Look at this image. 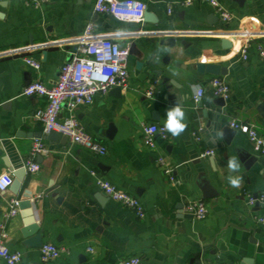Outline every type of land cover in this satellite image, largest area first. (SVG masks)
I'll return each mask as SVG.
<instances>
[{"label": "crops", "instance_id": "0c3cea01", "mask_svg": "<svg viewBox=\"0 0 264 264\" xmlns=\"http://www.w3.org/2000/svg\"><path fill=\"white\" fill-rule=\"evenodd\" d=\"M140 1L151 18L132 23L97 13L95 0H51L40 7L23 0H0V54L18 50L0 55V172L13 173L9 166L18 170L31 162L40 164L38 171L26 169L19 190L14 188V175L11 186L0 191V231L5 228L8 246L22 252L18 264H122L131 256L149 264H240L236 254L240 236L250 235L242 227L252 226L258 235L264 234V224L258 221L264 217V204L247 202L248 192H264V154L254 149L246 134L230 126L232 120L244 122L264 134V55L259 48H264V0H218L231 12L230 22L221 21L207 0H193L187 6L176 0ZM88 22L94 23L97 33L130 46L134 43L141 51L130 54L128 86L120 93L113 87L98 94L91 105L70 110L64 103L60 110L61 118L74 115L107 147L104 155L68 139L64 143L49 139L34 117L47 98L22 93L34 80L46 85L57 81ZM169 37L176 39L172 47L167 45ZM223 39L231 46L224 47ZM27 56L38 60L40 68L29 66ZM139 60L146 66L137 68ZM198 62L228 68L220 75L227 80L230 95L219 130H236L230 143L221 133L214 137L207 126L218 96L208 85L215 75L198 72L194 68ZM165 77L170 78L169 88L163 84ZM202 87L204 94L196 102L194 95ZM178 96L189 120L185 130L179 136L168 132L167 138L156 134L154 146L145 144L144 126L165 124L171 101ZM154 111L158 119L153 118ZM36 139L45 144L46 152L32 154ZM206 150L213 153L203 155ZM253 155L256 160L247 165ZM233 158L238 170L228 167ZM92 171L139 197L145 215L137 216L106 195ZM230 178H238L239 186H233ZM205 180L219 197H202L200 185ZM13 197L30 200L32 207L19 206L17 214L7 217ZM196 199L206 202L203 219L189 218L184 210ZM28 210L43 230V244L65 246L68 254L42 262L39 248L23 244ZM254 260L264 264V253ZM0 264L6 263L0 260Z\"/></svg>", "mask_w": 264, "mask_h": 264}, {"label": "built area", "instance_id": "2783aa9c", "mask_svg": "<svg viewBox=\"0 0 264 264\" xmlns=\"http://www.w3.org/2000/svg\"><path fill=\"white\" fill-rule=\"evenodd\" d=\"M25 4L40 7L51 0H23ZM218 13L221 21L230 22L233 18L229 12L218 0H207ZM177 4L187 6L193 3V0H176ZM173 6L168 8L172 12ZM94 10L97 13L115 18L118 21L139 23L144 21L146 4L140 0H95ZM57 43V42H56ZM75 43L77 48L72 59L64 63L59 71L57 81L53 85H46L41 80H34L28 83L22 93L26 96L40 95L47 98V104L39 108L34 113V117L43 124V131L49 133L56 131L64 135L70 142L85 147L91 152L104 155L107 147L96 140L94 136L87 131L74 115L67 118L60 117V110L65 103L70 110H74L79 105H91L100 93H107L113 87L122 89L128 86L129 82V56L130 45L121 43L117 39L99 34L95 30L93 22H88L82 33L78 36ZM260 48V53L264 55V48ZM18 53V50L9 49L2 52L1 56H10ZM241 57L247 58V46L243 48ZM25 62L35 68H40V62L32 57H24ZM213 94L228 98L230 95V86L227 80L220 76H213L209 83ZM205 88H199L194 95V100L199 101ZM148 94H152L149 91ZM230 126L248 136L253 142L254 149L264 154V134L260 133L256 126L232 120ZM162 138L168 137V131L164 124H147L143 128V141L149 146L155 145V135ZM45 144L36 139L32 147V154L46 152ZM213 150H206L205 154H212ZM160 159V163H163ZM30 172L40 169V164L31 162L26 166ZM171 173V169H166ZM96 176L98 187L110 198L131 208L137 216L145 215V208L139 197L127 191L119 189L116 185L95 171L91 172ZM14 180V174L10 171L0 172V191H6ZM247 202L250 205L257 203L264 204V192L258 194L247 193ZM19 198H11L9 201V210L6 214L11 217L19 211ZM184 210L194 216L196 219H203L207 215L206 202L202 199L190 200L184 205ZM264 224V217L258 219ZM8 232L5 228L0 231V260L6 264H18L21 262L23 254L21 251L11 249L6 243ZM91 249V248H90ZM92 250V249H91ZM69 249L65 246H58L54 243H44L39 248L40 259L42 262H48L64 254H68ZM122 264H149L139 256H131L125 259Z\"/></svg>", "mask_w": 264, "mask_h": 264}, {"label": "water", "instance_id": "95a60500", "mask_svg": "<svg viewBox=\"0 0 264 264\" xmlns=\"http://www.w3.org/2000/svg\"><path fill=\"white\" fill-rule=\"evenodd\" d=\"M239 2H241V0H238ZM151 18V14L148 13L147 11H145L144 13V20H149ZM176 42V39L174 37H169L167 40V45L168 46H174ZM165 43L164 40L160 41V45H163ZM222 45L224 47H229L231 46V42L229 40L223 39L222 41ZM141 51L137 50L135 47V44L132 43L130 46V54H140ZM143 66H146L144 61L139 60L137 62V68L141 69ZM194 68L200 72V73H209L212 75H225L228 72V68L226 66H222L221 64L218 63H212V62H198L194 65ZM170 78H163V84L166 85V87H170ZM116 92L120 93L121 92V88L120 87H116ZM170 93H172L171 90H169ZM229 102L228 98H224L221 96H218L215 100L214 103L216 105V109L214 112H212L211 117L209 118V121L207 123L208 127H211V129L213 130V136H217L219 135V133H221L226 141V143H230L236 130L231 129V128H223L222 130H219V125H220V121L219 118L221 116V114L226 111L224 110L227 106ZM181 106V101H180V97L178 96V99L176 100H172L171 101V105L173 107L177 106V105ZM198 105H200V102H198ZM204 116H210L209 112H203ZM153 118L154 119H158V112L154 111L153 112ZM188 118L185 116L184 119L181 121L184 124L188 123ZM48 138L55 140V141H59L61 143H64L67 138L62 135L59 132L56 131H50L48 133ZM40 137H42V134H40ZM44 137V136H43ZM256 160V156H252L250 158V160L248 161L247 165H249L252 161ZM196 162H199V160H197ZM9 168L11 170H13V173L16 177V179L14 180V188H17L18 190L20 189L21 183L24 179V174L26 172V168L25 167H19L18 170H14L12 166H9ZM200 189L202 191V197L204 199H216L217 197H219V193L212 190L208 181H204L201 185H200ZM257 206L260 205L259 203L256 204ZM19 206L21 208H28V207H32V203L30 200L25 199V200H21L19 203ZM27 214V219L25 221V228L22 230V233L24 235V241L23 244L26 247H30V248H40L43 244V230L41 228H39L36 224H35V218L34 216H31L30 211H26ZM189 218H193L192 214H188ZM242 230H244L245 232H249L250 235L248 236V238L245 236V234L240 236V246L237 249V255H240V264H254V259H260L261 256L264 253V234L263 235H258L257 229L255 227H242ZM242 251V252H240ZM244 256H241L243 255ZM253 258L252 260H249ZM235 262H231V264H234Z\"/></svg>", "mask_w": 264, "mask_h": 264}, {"label": "clouds", "instance_id": "9594fccd", "mask_svg": "<svg viewBox=\"0 0 264 264\" xmlns=\"http://www.w3.org/2000/svg\"><path fill=\"white\" fill-rule=\"evenodd\" d=\"M184 117L185 112L179 104L171 109H168L164 124L165 129L170 132L173 136H179L185 130V124L181 122ZM228 167L232 170H238L239 164L233 158L229 160ZM230 183L233 186H239V179L230 178Z\"/></svg>", "mask_w": 264, "mask_h": 264}]
</instances>
